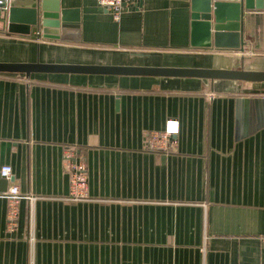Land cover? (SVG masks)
<instances>
[{
  "label": "crops",
  "instance_id": "crops-1",
  "mask_svg": "<svg viewBox=\"0 0 264 264\" xmlns=\"http://www.w3.org/2000/svg\"><path fill=\"white\" fill-rule=\"evenodd\" d=\"M59 7L77 22L65 39L9 32L0 9V62L264 70V8L241 53L191 46L184 0H126L118 20L95 0ZM263 99L264 82L0 72V166L29 196L9 229L0 190V264H264ZM167 119L176 144L145 149Z\"/></svg>",
  "mask_w": 264,
  "mask_h": 264
},
{
  "label": "water",
  "instance_id": "water-1",
  "mask_svg": "<svg viewBox=\"0 0 264 264\" xmlns=\"http://www.w3.org/2000/svg\"><path fill=\"white\" fill-rule=\"evenodd\" d=\"M189 10L191 40L194 47H225L244 52L243 27L246 14L262 10L263 0H184ZM264 36V13H262ZM7 30L28 34L33 26L45 38L65 39V34L77 28L76 17L59 7V0H8ZM197 41V42H195ZM197 43V44H195ZM242 59V58H241ZM0 72L77 73L116 76H151L154 78H198L202 81L231 80L264 82V70L245 69L242 64L232 68L167 67L137 65L68 64L41 62H0ZM264 103V99L261 100ZM12 180L0 178V190Z\"/></svg>",
  "mask_w": 264,
  "mask_h": 264
},
{
  "label": "built area",
  "instance_id": "built-area-1",
  "mask_svg": "<svg viewBox=\"0 0 264 264\" xmlns=\"http://www.w3.org/2000/svg\"><path fill=\"white\" fill-rule=\"evenodd\" d=\"M126 0H95L100 6L110 11L112 19L118 20L122 9V3ZM8 0H0V9L7 8ZM178 133L177 121L167 119L161 130H153L146 134L144 138V147L147 150H167L176 144L175 135ZM64 169L68 173L69 193L68 197L72 200H80L87 196V182L84 170V164L75 160L72 156L66 155ZM11 175V167L8 164L0 166V178L8 179ZM7 200L6 219L7 227L13 228L17 214V203L21 199L29 198L28 195L22 194L18 186L9 183L5 192L1 194ZM259 241L264 244V234L258 237Z\"/></svg>",
  "mask_w": 264,
  "mask_h": 264
}]
</instances>
